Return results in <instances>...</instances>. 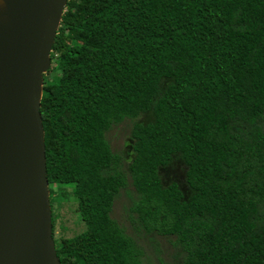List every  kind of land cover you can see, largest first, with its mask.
<instances>
[{"label": "trees", "instance_id": "obj_1", "mask_svg": "<svg viewBox=\"0 0 264 264\" xmlns=\"http://www.w3.org/2000/svg\"><path fill=\"white\" fill-rule=\"evenodd\" d=\"M50 56V205L73 195L86 226L60 264L146 263L120 199L177 264H264V0H67ZM125 120L128 158L106 140Z\"/></svg>", "mask_w": 264, "mask_h": 264}, {"label": "water", "instance_id": "obj_2", "mask_svg": "<svg viewBox=\"0 0 264 264\" xmlns=\"http://www.w3.org/2000/svg\"><path fill=\"white\" fill-rule=\"evenodd\" d=\"M67 0H0V264H60L40 112Z\"/></svg>", "mask_w": 264, "mask_h": 264}, {"label": "rangeland", "instance_id": "obj_3", "mask_svg": "<svg viewBox=\"0 0 264 264\" xmlns=\"http://www.w3.org/2000/svg\"><path fill=\"white\" fill-rule=\"evenodd\" d=\"M46 75L49 78L55 76L53 73H49L47 71ZM129 124L128 120L123 121L117 127L112 128L109 132L106 133V140L111 143L114 152L120 153L123 157L128 158L127 156V146H125V142H127L128 133H129ZM128 144V143H127ZM165 177L169 180L172 179L181 183L183 187H185L183 169L181 164L178 162L174 167L170 168L168 171H165ZM54 187V195H53V203H52V213L54 217V230H53V238L56 242H58L61 238H68L75 236L81 232H83L86 228L84 222L82 221L78 204L74 196L65 195V197L60 196L61 192ZM67 189H71V187H67ZM70 191V190H68ZM133 191L132 187L127 189V192L130 193ZM67 194V192H66ZM129 204L134 199L133 195L128 196ZM120 199L119 202H122L119 208L113 207V211L115 208V212L112 214L116 218V220H120L123 223L129 225L130 231H128L131 236H133L137 241H139L140 245L144 246V242H146V250L149 253V258L146 259V263L144 264H177V258L174 257L175 252L172 250L170 253L167 246L161 245L160 242L155 236H146L147 238H143L142 234L135 224L131 223L130 220L124 219L121 214L123 210H125L126 214L128 213V208H126L128 202L122 201ZM116 203V202H115ZM128 227V226H127ZM127 230V229H126ZM146 239V240H145ZM57 245V243H55ZM160 247V248H159ZM154 248L156 250H154ZM147 253V257H148Z\"/></svg>", "mask_w": 264, "mask_h": 264}]
</instances>
